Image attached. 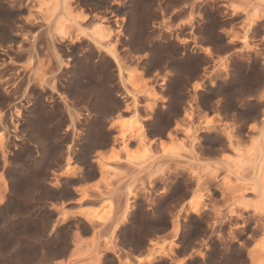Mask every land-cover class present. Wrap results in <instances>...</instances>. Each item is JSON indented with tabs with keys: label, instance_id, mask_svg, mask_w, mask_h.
<instances>
[{
	"label": "rangeland",
	"instance_id": "374dc122",
	"mask_svg": "<svg viewBox=\"0 0 264 264\" xmlns=\"http://www.w3.org/2000/svg\"><path fill=\"white\" fill-rule=\"evenodd\" d=\"M21 1L0 63L22 19L64 63L39 55L44 110L0 101V264H264V0Z\"/></svg>",
	"mask_w": 264,
	"mask_h": 264
},
{
	"label": "bare ground",
	"instance_id": "6f19581e",
	"mask_svg": "<svg viewBox=\"0 0 264 264\" xmlns=\"http://www.w3.org/2000/svg\"><path fill=\"white\" fill-rule=\"evenodd\" d=\"M59 1V0H58ZM57 1V2H58ZM58 3H60L61 5H62V7H64V5H65V3H66V0H60ZM40 5H42V4H44V3H42V2H40L39 3ZM16 5H18V13L22 10V8H21V6H22V1L21 0H0V8H2V7H5V8H7L8 10H10L11 11V13L13 14V12H15V6ZM59 5V4H58ZM60 6V5H59ZM63 9H65V8H63ZM7 10V12H9ZM10 13V12H9ZM16 13V12H15ZM13 17V16H12ZM69 20H71L70 22H73L74 20H76V19H69ZM73 20V21H72ZM30 22V21H29ZM77 22H79V21H77ZM77 22H75L74 21V23L76 24ZM31 23V22H30ZM29 25V24H28ZM80 25V22L78 23V25L76 26L77 27V30L79 29V30H81V27H78ZM12 26V25H11ZM52 26V25H51ZM26 27H28L27 26V23H26V20H23L22 19V21H20L19 20V23H18V25H13V31H15V34L16 35H18L17 37H18V42H15V40L17 39L15 36H10L9 38H8V42L6 43L7 45L5 46V49H4V51H5V54L7 55V57H8V62L6 63V62H1L0 63V75L1 76H3L2 75V72L4 73V70L6 69V68H8V67H11V66H14L15 64H17L16 63V61L15 60H19V59H21V58H24L25 56L27 57L26 59H27V61H28V63H30V65H32L33 64V66H32V70H31V72H29L28 74L29 75H27L26 73H25V75H27V77H26V79L25 78H23V77H21V74H18L17 73V71H16V74H14V75H16L15 76V78H7V77H4L3 79H4V85H5V87L4 88H6V89H3L2 91H3V93H2V91L0 92V101H1V103H5V101H8L9 100V98L11 97V95H12V97L13 96H15L14 98H16V99H14V102L16 101V100H18L15 104H13L12 105V109L14 110V112L16 113V112H18L19 113V111H20V108H22V102L23 101H25L26 103H31L30 105H32V108H33V110L34 109H36V108H38V109H45V106H44V103H43V100L41 99L42 98V96H40L39 97V95L37 96V95H35V93H30L29 92V87L31 86V85H34V84H32L33 82H34V78L36 77L35 75V70L37 69H35V66L38 64V59H39V55L41 54V52H43L42 50H46V52L47 51H49V52H51V54H49V55H51V57H54V59H55V61H56V63L59 65V67L60 66H62L61 64H63L64 62V60H63V58H62V56H61V54H60V50H59V48L57 47V44L56 43H58V42H61L62 41V39L63 38H61V37H58L57 35H56V33H55V28L53 29V28H51V27H49L48 26V28H46V26H45V29L44 30H42V28H40L41 30L40 31H37V32H28V31H26ZM53 27V26H52ZM55 27V26H54ZM9 28H10V26H9ZM100 30H103V29H100ZM57 31V30H56ZM60 32H62V31H60ZM27 33L30 35L29 36V46H28V48L27 47H24V44H25V35H27ZM63 33V32H62ZM95 40V39H94ZM94 40H92V41H94ZM97 40V39H96ZM100 41V40H99ZM101 42V41H100ZM42 44H44V45H42ZM107 44V43H106ZM105 44V45H106ZM103 45H104V43H103ZM98 46V45H97ZM110 50V49H109ZM114 51H115V49H114ZM48 52V53H49ZM107 52H110V54L113 56V60H114V62H116L117 64L119 63L118 61L120 60H118V58H116V56L114 55V52H113V47H112V51L110 50V51H107ZM10 54H14V56L15 57H13V58H11L9 55ZM12 56V55H11ZM111 56V57H112ZM49 57V56H48ZM31 62H32V64H31ZM40 62V61H39ZM6 63V64H5ZM116 64V65H117ZM37 66H39V65H37ZM30 67V66H29ZM117 67H119L118 65H117ZM13 68V67H12ZM58 68V67H57ZM35 69V70H34ZM59 69V68H58ZM119 69V68H118ZM53 70V69H52ZM57 72H55V71H53V73H52V71H51V77H48V78H46V80L44 81V83L47 85V87H49V88H51L52 90L55 88L54 86H53V84H54V82H55V80L57 81V82H59L60 81V74L61 73H59L58 72V70H56ZM60 71V70H59ZM119 71H120V69H119ZM22 72V71H21ZM61 72V71H60ZM23 74V73H22ZM119 74H120V72H119ZM35 76V77H34ZM119 77H122V76H120L119 75ZM0 79H2V77H0ZM23 87H25V88H23ZM23 88V89H22ZM31 88V87H30ZM33 88V87H32ZM42 89V88H41ZM42 93H43V89L41 90V95H42ZM40 94V93H39ZM136 94H134L133 93V96H135ZM58 96V95H57ZM63 96V95H62ZM59 97V96H58ZM62 101H63V104H64V107L66 108V110L68 111L67 113H69V115L70 116H72L73 115V113H71L70 114V112H71V108H72V106L75 104L74 103V101H73V99H72V101L70 102L68 99L70 98H74V96H71V93L70 92H68L67 94H66V96H65V98L63 99V98H61V97H59ZM67 99V100H66ZM76 99V98H75ZM60 100V101H61ZM3 101V102H2ZM0 103V104H1ZM3 103V104H4ZM7 103V102H6ZM112 105H113V103H112ZM1 106V105H0ZM3 106V105H2ZM5 106V105H4ZM115 108H116V103L113 105ZM114 108V109H115ZM7 109V108H6ZM43 109V110H44ZM47 109V108H46ZM117 110V109H116ZM0 115H1V119L3 118H5L8 114H12V112H11V110L10 109H7V110H5V109H3L2 108V110L0 111ZM66 113V114H67ZM1 121V120H0ZM0 124H2V122L0 123ZM121 139L123 140L124 138H125V135H126V132L128 133H132V131H137V130H141V128L143 127V126H141V122H140V120L138 119V118H134L133 120H132V122L130 123V124H128V125H124L123 124V126L121 125ZM27 128V127H26ZM26 128H25V126H23V128H22V131H25L26 130ZM29 133H30V131H29ZM140 133V132H139ZM27 134H28V132H27ZM144 134V133H143ZM32 135V133H30L29 134V136H31ZM128 135V134H127ZM142 135V134H141ZM121 140V142H123L122 144V147H123V149L124 150H126L127 149V146H125V144H127V143H125L126 141H122ZM126 140V139H125ZM146 143V142H145ZM144 142H143V144H141V148L144 150V152H143V150H142V152H143V155L145 154V155H147V154H150V151H152L151 150V148H150V146H148V143L147 144H145ZM191 146V145H190ZM126 152H128V150H126ZM142 155V156H143ZM257 156V155H256ZM152 157V156H151ZM151 159V158H150ZM130 161L129 162H133L132 160L133 159H129ZM66 165L68 166V163H67V161H66ZM67 166H65V167H67ZM251 167V166H250ZM254 168V167H253ZM106 211V210H105ZM96 212H97V210H96ZM103 212V211H102ZM110 214V213H109ZM102 215V214H101ZM110 216V215H109ZM103 218V217H102ZM102 221V220H101ZM104 222V221H103Z\"/></svg>",
	"mask_w": 264,
	"mask_h": 264
}]
</instances>
